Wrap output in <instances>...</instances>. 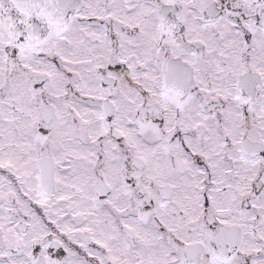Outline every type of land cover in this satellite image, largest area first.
Segmentation results:
<instances>
[{
	"label": "snow or ice",
	"instance_id": "6c2138e0",
	"mask_svg": "<svg viewBox=\"0 0 264 264\" xmlns=\"http://www.w3.org/2000/svg\"><path fill=\"white\" fill-rule=\"evenodd\" d=\"M0 264H264V0H0Z\"/></svg>",
	"mask_w": 264,
	"mask_h": 264
}]
</instances>
